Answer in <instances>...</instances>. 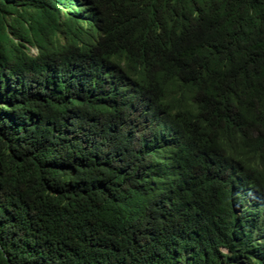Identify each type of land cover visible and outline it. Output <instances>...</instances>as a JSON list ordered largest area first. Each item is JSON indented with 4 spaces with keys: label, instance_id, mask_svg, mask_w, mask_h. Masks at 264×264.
I'll list each match as a JSON object with an SVG mask.
<instances>
[{
    "label": "trees",
    "instance_id": "trees-1",
    "mask_svg": "<svg viewBox=\"0 0 264 264\" xmlns=\"http://www.w3.org/2000/svg\"><path fill=\"white\" fill-rule=\"evenodd\" d=\"M253 192L264 0H0V264H264Z\"/></svg>",
    "mask_w": 264,
    "mask_h": 264
},
{
    "label": "clouds",
    "instance_id": "clouds-1",
    "mask_svg": "<svg viewBox=\"0 0 264 264\" xmlns=\"http://www.w3.org/2000/svg\"><path fill=\"white\" fill-rule=\"evenodd\" d=\"M31 54L33 57H35L36 51L32 50ZM172 170H175V166L172 167ZM167 174H169V171H167ZM252 201L254 202V206H253L254 209H252V212L255 215L254 218L259 221L258 226L264 230V224H262L264 222V202L262 203L259 201L258 195L255 192H253V194H252ZM263 237H264V235H263ZM222 251H224V250H222Z\"/></svg>",
    "mask_w": 264,
    "mask_h": 264
}]
</instances>
